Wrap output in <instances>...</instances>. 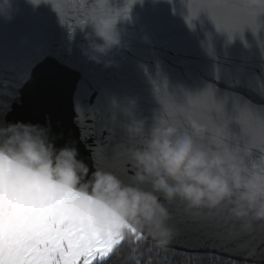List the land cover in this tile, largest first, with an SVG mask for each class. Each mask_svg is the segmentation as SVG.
<instances>
[{
    "label": "clouds",
    "instance_id": "obj_1",
    "mask_svg": "<svg viewBox=\"0 0 264 264\" xmlns=\"http://www.w3.org/2000/svg\"><path fill=\"white\" fill-rule=\"evenodd\" d=\"M26 2L37 7L44 0ZM208 2L250 17L244 30L264 28L259 21L264 0ZM96 3L97 12L80 28L81 54L110 68L124 46L119 26L144 0H123L115 10L110 0ZM17 11L15 0H0V19L11 21ZM192 21H186L190 29ZM227 35L231 41L237 34ZM201 48L213 54L210 36ZM179 89L178 96L169 91L167 102L156 97L160 108L150 124L138 115V97L109 99V122L122 135L116 147L127 181L96 166L93 149L95 170L79 158L75 141L58 148L50 124L0 122V222L15 225L46 206L101 232L127 235L134 227L166 247L178 234L173 207L179 203L186 214L212 213L227 237L241 241L246 256H256L242 238L264 230V111L235 103L229 109L212 84Z\"/></svg>",
    "mask_w": 264,
    "mask_h": 264
},
{
    "label": "water",
    "instance_id": "obj_2",
    "mask_svg": "<svg viewBox=\"0 0 264 264\" xmlns=\"http://www.w3.org/2000/svg\"><path fill=\"white\" fill-rule=\"evenodd\" d=\"M110 2L111 10L123 6V0ZM209 5L208 0L134 5L119 26L124 46L113 57L114 66L105 68L80 49L85 43L80 28L97 12L96 0H44L37 7L15 0L13 19H0V122L50 124L58 148L75 141L79 158L95 170L93 149L96 166L127 181L116 147L122 135L107 111L112 96L138 97V115L149 124L160 108L156 97L167 102L169 91L178 96L181 87L207 84L228 99L229 109L235 103L264 111V28L244 30L236 10ZM185 20L190 25L193 20L194 29ZM259 21L264 23V16ZM225 31L237 35L230 41ZM209 36L212 55L201 48ZM173 212L178 234L165 248L264 264V230L242 238L243 247L257 252L250 258L212 213L186 214L179 203Z\"/></svg>",
    "mask_w": 264,
    "mask_h": 264
},
{
    "label": "snow or ice",
    "instance_id": "obj_3",
    "mask_svg": "<svg viewBox=\"0 0 264 264\" xmlns=\"http://www.w3.org/2000/svg\"><path fill=\"white\" fill-rule=\"evenodd\" d=\"M235 15L243 24L250 22L247 15ZM142 238L131 226L127 235L101 232L41 206L15 225L0 222V264H104L124 242Z\"/></svg>",
    "mask_w": 264,
    "mask_h": 264
},
{
    "label": "trees",
    "instance_id": "obj_4",
    "mask_svg": "<svg viewBox=\"0 0 264 264\" xmlns=\"http://www.w3.org/2000/svg\"><path fill=\"white\" fill-rule=\"evenodd\" d=\"M104 264H248L210 254H190L161 247L143 237L124 242Z\"/></svg>",
    "mask_w": 264,
    "mask_h": 264
}]
</instances>
